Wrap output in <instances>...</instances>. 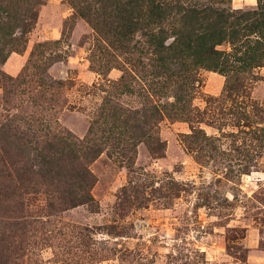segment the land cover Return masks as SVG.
Returning a JSON list of instances; mask_svg holds the SVG:
<instances>
[{
  "label": "rangeland",
  "instance_id": "obj_1",
  "mask_svg": "<svg viewBox=\"0 0 264 264\" xmlns=\"http://www.w3.org/2000/svg\"><path fill=\"white\" fill-rule=\"evenodd\" d=\"M31 5L23 48L0 64L4 76L26 81L10 89L8 104L0 81V123L14 114L20 131L42 136L47 124L82 141L102 114L121 122L155 106L160 116L150 138L120 135L89 164L91 203L46 216L47 194H27L8 217L0 205V234L13 238L0 242V264H264V62L229 76L199 69L183 89V117L172 94L180 80L150 68L148 37L163 27L168 45L173 21L147 26L143 0ZM256 5L229 3L234 11ZM29 118L44 124L27 128ZM37 220L44 224L30 223ZM10 242L20 250L7 254Z\"/></svg>",
  "mask_w": 264,
  "mask_h": 264
},
{
  "label": "trees",
  "instance_id": "obj_2",
  "mask_svg": "<svg viewBox=\"0 0 264 264\" xmlns=\"http://www.w3.org/2000/svg\"><path fill=\"white\" fill-rule=\"evenodd\" d=\"M33 1L0 0V64L5 62L7 53L23 48L25 36L34 25ZM229 3L230 0H143L147 26L153 21H158L161 27L164 23H174L169 30L173 40L168 45L165 28L162 27L158 34L149 35L148 42L154 57L150 68L157 75L168 74L180 80L172 94L180 105L178 110L183 117H188L190 112L183 89L193 84L199 69L229 76L237 71L251 72L263 65L264 0H257L256 7L246 11H234ZM222 46L228 47L229 51L222 50ZM121 80L126 78L122 76ZM0 81L8 85L4 89L5 104L14 96L10 89L26 82L24 78L12 79L1 72ZM154 87L155 92L168 88ZM159 116L160 110L155 106L141 117L137 116V112L124 114L121 122L117 119L108 123V117L102 114L91 124L87 138L75 141L68 133L55 131L47 124L42 136L37 135L35 130L36 133L20 131L19 124L23 119L10 115L0 123V205L4 217L15 213L11 202L20 205L22 211L23 196L27 194H47L46 216L91 203L90 191L95 179L88 169L89 164L104 151L114 148L120 135H128L131 143L134 137L142 140L150 138L154 133L151 125ZM26 121L27 128L34 127L37 121L40 123L38 127L44 124L39 119L33 121L29 118ZM96 132L104 136L101 141ZM27 134L31 137L26 138ZM121 137L120 140H123ZM125 147L126 144L122 148ZM27 151L36 154L32 163L23 160ZM30 223L44 224L38 220ZM9 239L13 238H3L0 234V242ZM16 250L19 251L20 246L14 242L4 248L7 254Z\"/></svg>",
  "mask_w": 264,
  "mask_h": 264
}]
</instances>
